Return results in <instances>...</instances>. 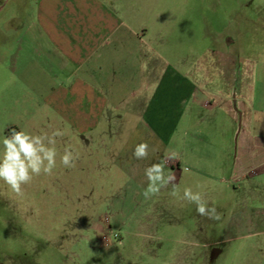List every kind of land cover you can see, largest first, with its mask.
I'll return each mask as SVG.
<instances>
[{"label": "rangeland", "instance_id": "1", "mask_svg": "<svg viewBox=\"0 0 264 264\" xmlns=\"http://www.w3.org/2000/svg\"><path fill=\"white\" fill-rule=\"evenodd\" d=\"M60 1L48 0L53 12L51 7L44 14L34 7L41 0H0V139L11 128L34 134L64 132L56 138L57 166L52 175L35 177L24 186L22 196L0 181V264H264L260 202L243 208L241 196L184 168L175 181L180 195L185 187L201 192L220 214L219 220L200 216L195 204L173 197L171 185L150 199L143 196L148 184L144 169L162 161L170 147L167 138L147 127L158 78H200V68L214 58L216 47L238 50L239 76H249L254 83L248 125L263 131L264 0H102L116 4L128 29L144 42L140 45L135 34H129L126 48L112 53L110 68L104 66L113 73L111 85L125 97L127 110L121 132L108 135L114 143L110 150L103 146L81 150L87 133L74 131L65 117L46 110L39 101L59 87L49 79L51 73L63 76L58 59L45 67L33 54L27 73H11L8 33L25 27L60 29L54 9ZM53 39L47 38L48 51ZM41 66L47 77L40 75ZM62 87L64 92L71 88ZM166 102L161 96L158 103ZM185 120L182 117L172 143L207 140L204 127L187 126ZM239 121L235 153L242 134ZM142 142L149 145V154L137 160L133 151ZM66 146L79 153L75 167L60 163ZM103 157L102 168H93L92 163Z\"/></svg>", "mask_w": 264, "mask_h": 264}, {"label": "crops", "instance_id": "2", "mask_svg": "<svg viewBox=\"0 0 264 264\" xmlns=\"http://www.w3.org/2000/svg\"><path fill=\"white\" fill-rule=\"evenodd\" d=\"M34 7L44 14L52 7L53 12L48 0L35 3ZM54 9L59 16L60 29L46 31L25 27L8 33L7 57L11 73H27L33 54L45 67L49 61L58 59V69L63 76L51 73L49 79L58 82L59 87L52 88L39 101L46 110L65 117L74 131L87 133L79 147L81 150L91 146L110 150L114 143L108 135L115 130L121 132L127 110L125 97L118 96L120 90L111 85L113 73L106 72L104 66L110 68L112 53L124 50L129 34L134 32L128 29L126 20L121 19L116 4L109 1L61 0ZM134 34L140 45L143 44V37ZM49 37L55 42L51 51L45 46ZM212 52L215 56L200 68V78L157 79L150 98L148 111L152 108L147 127L168 140V153L161 160L172 153L177 154V158L166 164L175 174L176 181L182 177V168L187 169L185 172L195 169L205 179L219 182L222 189L241 196L239 205L243 208L259 202L264 205V129L251 127L247 118L254 83L249 76H239L238 50L216 47ZM40 75L47 77L42 66ZM64 84L71 86L67 92L63 90ZM161 96L167 101L164 106L158 103ZM182 117L187 126L204 127L207 140L189 142L185 138L172 143ZM239 120L242 134L235 153L233 138ZM105 138L109 140L108 145L104 144ZM104 158L102 162L95 160L93 168L101 169Z\"/></svg>", "mask_w": 264, "mask_h": 264}, {"label": "clouds", "instance_id": "3", "mask_svg": "<svg viewBox=\"0 0 264 264\" xmlns=\"http://www.w3.org/2000/svg\"><path fill=\"white\" fill-rule=\"evenodd\" d=\"M64 132L55 129L50 134L41 132L34 134L30 131L11 128L9 133L0 139V181H3L17 196L24 194V186L29 185L35 177L52 175L57 166L58 150L56 148L57 137H62ZM149 154V145L146 142L135 146L133 156L137 160L146 159ZM177 158L172 153L164 160L153 163L144 169L148 184L143 192L145 199H150L160 193L162 188H171V195L188 203L196 205V212L200 216L209 219H220V214L215 207H209V201L204 194L192 188L185 187L182 196L176 181V176L171 171L165 172L169 160ZM79 153L70 147H65L60 155V163L65 168L75 167ZM187 171V169H185Z\"/></svg>", "mask_w": 264, "mask_h": 264}]
</instances>
